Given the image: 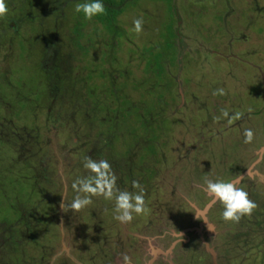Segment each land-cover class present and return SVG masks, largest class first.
Returning a JSON list of instances; mask_svg holds the SVG:
<instances>
[{"label": "rangeland", "instance_id": "374dc122", "mask_svg": "<svg viewBox=\"0 0 264 264\" xmlns=\"http://www.w3.org/2000/svg\"><path fill=\"white\" fill-rule=\"evenodd\" d=\"M84 2L6 0L0 17V123L8 125L24 106L19 125L33 113L39 136L51 140L39 142V151L42 173L52 180L35 182L30 161L24 167L17 149L0 140V264H114L115 236L137 262V254L152 260L158 249L164 260L157 264H264V159L256 163L264 142V0H102L111 9L91 20L74 11ZM140 17L137 34L133 19ZM219 88L225 95L214 96ZM245 129L254 133L250 143ZM86 156L107 160L121 190L136 191L131 182L139 181L148 211L121 223L114 200L93 197L79 212L64 209L61 228L57 209L62 198L71 203L72 183L90 174ZM239 176L258 207L225 222L204 178ZM181 211L194 232L177 222ZM143 232L146 240L131 236ZM30 234L60 253L63 235L69 258L40 260ZM12 235L17 252L9 249ZM190 247L185 261L173 253Z\"/></svg>", "mask_w": 264, "mask_h": 264}, {"label": "clouds", "instance_id": "9594fccd", "mask_svg": "<svg viewBox=\"0 0 264 264\" xmlns=\"http://www.w3.org/2000/svg\"><path fill=\"white\" fill-rule=\"evenodd\" d=\"M74 11L83 13L84 18L91 20L93 17L102 15L105 12V6L102 0H85L84 3H78ZM8 12L6 0H0V17ZM143 18L133 19V30L139 34L143 31ZM214 96L225 95L223 88L213 91ZM228 116V112L223 113ZM239 119V115L236 116ZM245 143H250L254 138L251 129L244 131ZM83 167L89 171V175L76 179L72 183V189L75 193L70 204L65 205L63 198L60 203L61 210L67 207L71 211L79 212L93 203V197H103L105 200H114V218L121 223H128L133 219V213L136 215L144 214L148 211L145 203V190L143 185L133 180L131 188L136 191L121 190L117 186V176L115 175L111 164L105 159H93L90 156L84 158ZM238 181H223L204 178L203 190L212 198L214 202H219L223 206L222 218L225 222H239L244 216H249L258 207V205L249 198L248 193L238 186ZM197 217V216H196ZM198 219V218H197ZM209 231H213L211 225ZM181 234V233H180ZM121 264H132L131 257L122 254Z\"/></svg>", "mask_w": 264, "mask_h": 264}, {"label": "flooded vegetation", "instance_id": "af4514ba", "mask_svg": "<svg viewBox=\"0 0 264 264\" xmlns=\"http://www.w3.org/2000/svg\"><path fill=\"white\" fill-rule=\"evenodd\" d=\"M7 43H8V41H7ZM10 47V45H7V48H9ZM53 55L55 56V55H57V51L55 52V54H54V52H53ZM53 55H51V57H54ZM3 59H4V56L2 57ZM50 63H52L51 61H50ZM42 67H43V65H42ZM1 71V70H0ZM48 75H49V73H47ZM46 74V75H47ZM47 78H48V76H47ZM62 79H64V76H62L61 78H60V80H62ZM24 100H27V98L26 97H24ZM182 106H184V104L182 105ZM21 110H26V108H25V106L23 107V108H21L19 111L20 112H18V113H14L13 114V118H9V120H8V125H6V124H1L0 123V125H2L3 126V128H1L0 129V134L2 135L1 137H0V140L1 141H4L5 143H7L8 145H13V147H12V150L15 148V149H17V153L23 158V160L25 161V166L24 167H26V165H27V162L28 161H30L29 162V165H28V167H29V169L31 168L32 169V178H34V181L36 182V178H42V179H44L46 182H47V179H48V176H45V175H43V173H42V171L44 170V169H46V165L44 164V159L43 158H40V151H39V148H40V145H39V142L40 143H43L42 145H44L45 143H47L48 142V144L49 143H51V140H49L48 138H46V137H44V135L42 136V137H40L39 135H40V129L38 128V126H37V121L33 118V113L31 114V117H32V121H30V122H28V121H25L24 123H23V125H22V123H21V125H19V123H20V121H22V117L23 116H25V112H22ZM14 111V110H13ZM12 111L10 110V113H11ZM16 114H19V115H16ZM10 115H12V114H10ZM17 117H19V118H17ZM10 122H11V125H10ZM29 124V125H26V124ZM19 126H22L21 128H19V129H21V130H19L18 131V127ZM27 128L29 129L28 131H26L27 130ZM46 128V127H45ZM3 129H4V132H3ZM17 130V131H16ZM46 131V130H45ZM16 145H20V146H16ZM61 145L63 146V143H61ZM262 146L264 147V142L263 143H261L260 144V146L259 147H256V148H258V152H257V154L256 155H258V157H259V160L256 162L257 164L258 163H260L263 159H264V154L263 153H261L262 151ZM256 148H254V149H256ZM264 151V150H263ZM26 152H28V155H26L25 153ZM31 153H34V157H36L35 158V162L33 161V159L30 157V154ZM17 154V155H18ZM59 157H63V159H64V156H59ZM36 160H38V162H37V165H36ZM62 163H64V162H62ZM44 165V166H43ZM254 165V164H253ZM255 166V165H254ZM27 167V168H28ZM38 167V170L36 169ZM30 169V170H31ZM59 171H60V169H59ZM244 172V171H243ZM246 174L244 175V177L245 176H248L249 174V172L247 173V172H245ZM39 175V176H38ZM259 179H260V181H263L264 182V173L262 172L261 174H260V177H259ZM62 180H64V178H62L61 179V181H60V183L62 184V185H64V182L62 181ZM52 180L51 179H49V182H47L48 184L50 183H52L51 182ZM254 184H256L255 182H254ZM65 189V188H64ZM66 190V189H65ZM180 192V191H179ZM70 193H74V191H73V189L71 188V190H70ZM65 194V193H64ZM179 195H180V193H179ZM70 198H72V197H70ZM70 198L68 197V200H70ZM194 198H197V201H201L202 199H200L198 196H196V197H194ZM66 202H65V205H68V203H67V199L65 198L64 199ZM62 201V200H61ZM57 210H59V218H58V222H56V223H58V224H60V227L62 228V226L64 225V211L63 210H61V208H60V205H59V207H58V209ZM195 210V209H194ZM65 211H66V209H65ZM180 211V210H179ZM30 212L28 211V214H29ZM67 213V212H66ZM177 215H178V218H177ZM177 215H176V219H177V222H180L181 221V218H182V211L180 212V213H177ZM187 217L188 216H186V215H184V217L182 218V223L183 224H187V228L185 229V232H194V227H193V225H192V227H191V223L190 222H188L189 220H187ZM208 217V216H207ZM54 219H56V218H54ZM188 219H189V217H188ZM193 219H196V218H193ZM213 220H214V218H212ZM213 220H211V219H209V217H208V221L209 222H211V223H213L214 221ZM50 222L51 223H54L53 222V218H51V220H50ZM216 223V222H215ZM214 223V224H215ZM176 222H175V224H173L172 226H174L173 228H175L176 227ZM216 225V224H215ZM27 226V228H29L28 226L29 225H26ZM190 226V227H189ZM179 227V226H178ZM216 228H217V226H215ZM60 228V229H61ZM191 228H193V229H191ZM218 229V228H217ZM62 230V229H61ZM219 230V229H218ZM130 233V232H129ZM145 234V232H143V233H136V234H131V236H133V237H135L137 240H141L142 238L144 239V240H146V238H144L145 236H147V235H144ZM30 238H29V241L30 242H32L33 241V239H34V242H36V244H37V242H38V239L37 240H35V238H33L32 237V234H30ZM36 235H34V237H35ZM185 237H188V236H185ZM104 239H106V237L104 238ZM103 239V240H104ZM190 241H191V237L189 236L188 237V239H187V241H186V243H190ZM61 244H60V248L62 247V256H63V260H64V257H65V259H68L69 258V253H71V249H70V247H69V242L67 241V242H65V240H63V235L61 236ZM66 245V246H65ZM113 245H114V249H113V251L112 252H110L109 253V260L110 261H114V264H117V261H116V259H117V255L119 254V255H121V254H123V252H124V248L123 247H126V246H129V247H133L131 244L130 245H126L125 246V244H122V245H120L119 247H122L123 248V250H119L117 247H118V245H117V236H115V238H114V240H113ZM67 250H66V249ZM135 248H136V246H135ZM59 250V249H58ZM58 250H57V252H55L53 255H55L56 254V256H58V255H60L61 253L60 252H58ZM101 250V249H100ZM157 250L158 249H156L154 252H152V254L154 255V257H152V260H149V259H147V260H145L146 258H144L143 257V255L142 256H139V254H137L138 255V257H139V261L137 262L136 261V259H132L131 261H132V264H137V263H142L143 264V260H144V264H157L158 262L157 261H159V260H161V259H163L164 260V258H163V255H162V253L160 254L161 256H158V255H156L157 254ZM47 248H44V246L43 247H41V252H43V253H45L44 254V256L43 255H41V260L43 261V259L44 258H46V257H48V256H52V254H48L47 255ZM172 251V250H171ZM97 250H94L93 251V253L91 254V255H89V257L92 259V260H94L95 258H97V256L99 255V251L97 252ZM175 252H177L176 253V255L178 254V255H184L183 257H184V260L183 261H185V259H187V258H185L186 257V253H192V248L190 247V251H186L185 252V250L183 249V250H180V251H173V253L175 254ZM71 255V254H70ZM103 255H105V256H107L105 253H103ZM152 255V256H153ZM193 255V254H192ZM192 255L190 254L189 255V260L188 261H190V258H192ZM174 256V255H173ZM72 257V256H71ZM172 259H174V257H172ZM75 261L78 263V264H81V261H78V258L76 259L75 258ZM162 261V260H161ZM39 263H40V261H38ZM83 262V261H82ZM38 263V264H39ZM36 264V263H35ZM59 264V263H58ZM60 264H64V262L63 261H61V263ZM65 264H68V261L65 263ZM82 264H85L84 262L82 263Z\"/></svg>", "mask_w": 264, "mask_h": 264}, {"label": "trees", "instance_id": "16d2710c", "mask_svg": "<svg viewBox=\"0 0 264 264\" xmlns=\"http://www.w3.org/2000/svg\"><path fill=\"white\" fill-rule=\"evenodd\" d=\"M110 4H106L105 5V7L106 8H110L111 9V6H109ZM181 59V58H180ZM65 209H66V211H67V207H65ZM176 213V212H175ZM222 218V217H221ZM214 220H215V218H214ZM216 221V220H215ZM217 222V221H216ZM27 225V224H26ZM20 235H23L22 233L20 234ZM16 238V237H15ZM2 240V238H0V241ZM11 243H12V245L14 244V242H16V245L15 246H13V247H11V248H9V249H12V250H14V251H16L17 252V241H15L14 239H13V235L11 236V239L9 240ZM37 245H39L38 247H39V249L42 247V245H40V244H38V242H37ZM22 251H23V248L21 249ZM37 252L39 253L40 251H38L37 250ZM55 252H57V249L55 248H52V249H50V250H48L47 251V255L49 254L50 255V253L53 255ZM40 255H39V259L41 260V255H43L44 256V254L45 253H43V252H40L39 253ZM3 260H6V256L4 255V254H1V251H0V261H3ZM4 262V261H3Z\"/></svg>", "mask_w": 264, "mask_h": 264}, {"label": "water", "instance_id": "95a60500", "mask_svg": "<svg viewBox=\"0 0 264 264\" xmlns=\"http://www.w3.org/2000/svg\"><path fill=\"white\" fill-rule=\"evenodd\" d=\"M241 176H242V175H241ZM241 176H239L238 178H236V179H234V180H232V181H239V179L241 178ZM208 205H210V204H208ZM208 205H207V207H208ZM206 209H207V208H206ZM206 209H205V211H206ZM205 211H204V209H203V212H205ZM203 212H202V213H203ZM65 249H66V248H65ZM66 250H67V249H66Z\"/></svg>", "mask_w": 264, "mask_h": 264}]
</instances>
